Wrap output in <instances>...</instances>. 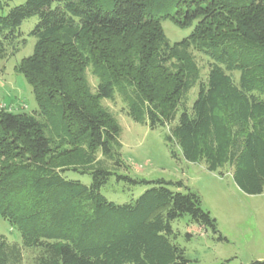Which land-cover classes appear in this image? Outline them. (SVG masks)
Wrapping results in <instances>:
<instances>
[{"label": "trees", "instance_id": "obj_1", "mask_svg": "<svg viewBox=\"0 0 264 264\" xmlns=\"http://www.w3.org/2000/svg\"><path fill=\"white\" fill-rule=\"evenodd\" d=\"M33 15L34 52L16 68L39 110L0 108V216L23 245L45 254L40 264H186L171 239L173 221L185 215L227 240L183 181L118 174L130 187H151L125 203L101 192L126 167L121 127L101 101L121 90L134 120L171 125L165 138L186 161L212 172L229 166L243 192L262 193L264 0H26L0 15V59ZM165 19L193 29L170 44ZM193 49L209 59L206 79ZM70 170L90 173L92 182L66 177ZM12 253L0 241V264Z\"/></svg>", "mask_w": 264, "mask_h": 264}, {"label": "rangeland", "instance_id": "obj_2", "mask_svg": "<svg viewBox=\"0 0 264 264\" xmlns=\"http://www.w3.org/2000/svg\"><path fill=\"white\" fill-rule=\"evenodd\" d=\"M26 0H0V15ZM38 15L25 19L20 27L21 37L14 46L9 45L6 56L0 59V108L14 112L35 114L39 110L31 84L16 66L25 57L33 54L37 41L31 34L38 23ZM163 29L170 44L187 37L193 27H180L171 19L162 21ZM23 39L26 42H23ZM14 47L17 49L14 50ZM194 57L206 79L209 69L208 57L193 49ZM89 83L96 90L98 78L89 66L86 70ZM118 90L113 99L103 98L102 105L116 118L121 127V154L126 167L115 170L101 192L117 203L136 199L151 185L130 187L129 182L118 179V174L146 180L164 179L183 181L187 187L196 191L202 199V206L217 220L218 229L227 240H219L212 230L191 222L185 215L172 226L171 239L185 250L189 260L186 264H251L255 260L264 261V190L259 194L243 192L235 182L232 169L225 166L216 172L209 171L203 161L191 163L185 160L180 148L173 143V148L165 136L170 126L151 128L146 122L134 120L130 114L129 101ZM199 86L194 87L189 95L191 106L197 97ZM176 152L175 156L172 151ZM99 158H103L99 153ZM66 177L81 180L89 185L90 173L68 171ZM173 189L177 190L176 187ZM186 191L185 188L178 189ZM189 234L191 236H189ZM0 241L8 247L14 246L17 256L10 254V264H40L45 254L39 249L23 245L22 234L9 221L0 216ZM17 258H13V257ZM12 257V258H11ZM46 257V256H45Z\"/></svg>", "mask_w": 264, "mask_h": 264}]
</instances>
